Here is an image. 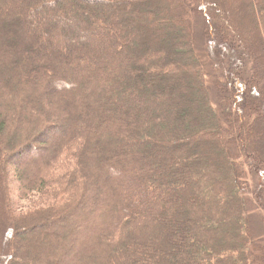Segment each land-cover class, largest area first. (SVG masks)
Listing matches in <instances>:
<instances>
[{
    "label": "trees",
    "instance_id": "16d2710c",
    "mask_svg": "<svg viewBox=\"0 0 264 264\" xmlns=\"http://www.w3.org/2000/svg\"><path fill=\"white\" fill-rule=\"evenodd\" d=\"M257 207L264 0H0V264H264Z\"/></svg>",
    "mask_w": 264,
    "mask_h": 264
},
{
    "label": "rangeland",
    "instance_id": "374dc122",
    "mask_svg": "<svg viewBox=\"0 0 264 264\" xmlns=\"http://www.w3.org/2000/svg\"><path fill=\"white\" fill-rule=\"evenodd\" d=\"M219 12V11H218ZM216 14H218V13H216ZM219 14H222V15H224L222 18H223V21L222 20H220L221 22H225L226 20H227V13L226 12H224V11H222L221 13H219ZM239 23V20H237V18H236V24H238ZM227 27L229 28L230 26L228 25V22H227ZM230 28H232V31L234 30V31H237V27H236V25H231V27ZM235 33V32H234ZM233 35H235V34H233L232 33V37H234ZM226 37H231V35H229V34H227L226 35ZM231 37V38H232ZM238 48H240L241 50H242V46H241V44L239 43L238 44ZM213 54V53H212ZM212 54H210V58L211 59H213V62L214 63H212L213 65H214V67H212V69H214V70H216V69H221L222 68V65H219L221 62L220 61H218V60H216V59H219L217 56H216V54H215V57H213V55ZM249 55V54H248ZM206 61H207V63H209L210 64V62H209V58L208 57H206ZM223 75V74H222ZM225 79H227V78H225ZM263 110V109H262ZM246 171L248 172V168L246 167ZM247 176H248V181H250V183H251V189H253V186H255V184H254V179L255 180H257V176L256 175H252V173L250 172V173H247ZM253 176H254V178H253ZM247 199L249 200L248 201V204H250L251 203V205L254 203V199H253V195H252V193L251 192H249V195L247 196ZM250 199H251V201H250ZM249 207V209H250V206H248ZM253 208V207H252ZM257 208H259V207H257ZM256 208V209H257ZM24 210V209H23ZM258 210H260V211H257V210H254V211H252L253 212V215H252V218L253 219H255V223H257L258 224V228L256 229V232H257V236L258 237H261V236H264V209H261V208H259ZM18 212V211H17ZM1 241L3 242L4 241V238H2L1 237Z\"/></svg>",
    "mask_w": 264,
    "mask_h": 264
}]
</instances>
